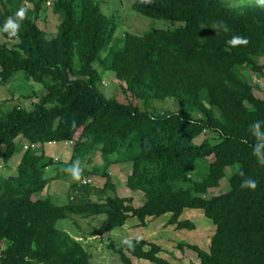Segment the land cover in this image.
I'll use <instances>...</instances> for the list:
<instances>
[{
    "label": "trees",
    "instance_id": "obj_1",
    "mask_svg": "<svg viewBox=\"0 0 264 264\" xmlns=\"http://www.w3.org/2000/svg\"><path fill=\"white\" fill-rule=\"evenodd\" d=\"M45 4L59 20L51 37L37 23ZM102 7L99 0H0V84L22 72L23 79L42 86L40 94H28L36 98L30 107L14 104L0 115L4 166L22 151L16 169L0 174V264H91L82 243L87 237H102L129 218L144 226L147 217L164 214L168 224L193 229L191 220L179 219L185 208L201 209L215 226L207 250L177 243L196 251V264H264V165L257 162L264 160V96L254 94L256 84L244 72L264 83L259 61L264 60V6L239 0H131L133 11L171 27L125 32L105 56L100 52L116 23ZM21 8L25 18L18 21L17 35L9 36L4 25ZM235 36L248 43L230 46ZM94 63L113 72L127 99L103 93ZM165 98L179 109L157 112L149 105ZM205 130L217 141L193 143ZM64 141L71 144L68 162L42 151L45 143ZM25 143L37 147L24 148ZM97 155L102 167L82 166ZM198 161L205 162L203 170ZM126 163L131 169L125 185L143 194L140 206L117 194L108 172L111 165ZM52 165L54 178L64 180L72 167L81 168L80 179H70L64 204L40 195L48 182L45 169ZM225 176L227 191L203 196ZM249 177L257 181L255 190L240 187ZM99 215L104 217L97 224L74 234L55 225L63 218L77 225L78 218ZM127 240L133 247L108 245L120 264H135L131 256L172 264L159 256V244Z\"/></svg>",
    "mask_w": 264,
    "mask_h": 264
},
{
    "label": "rangeland",
    "instance_id": "obj_2",
    "mask_svg": "<svg viewBox=\"0 0 264 264\" xmlns=\"http://www.w3.org/2000/svg\"><path fill=\"white\" fill-rule=\"evenodd\" d=\"M102 3V10L109 14H114V20L116 23V30L113 34L111 42L103 49L100 54L105 56L109 51L113 50L119 45V39L125 32L142 34L144 31L150 28H168L171 27L169 21L163 19H154L150 17L143 16L131 9V0H99ZM241 2H255L256 0H239ZM232 2V1H231ZM46 6L41 10L37 23L39 27L45 31L47 37H51L56 32V26L58 24V18L54 15L50 4H45ZM4 41V38L0 34V42ZM12 44L13 42H9ZM260 63H264L263 59L259 60ZM94 67L99 71L101 84L100 89L104 94L110 96H116L120 100L127 99L125 93L121 90V86L118 80L115 78L113 72L109 70H103L100 66L94 63ZM249 76L250 83L256 84L253 88V92L257 97L264 96V83L259 80L250 71H244ZM247 77V76H246ZM23 73L17 72L6 84H0V115L6 112L14 104H19L20 106L26 107L25 102H28V107H30L31 100H36V98H31L27 100L25 97L28 94H32L33 91L36 95L40 94L42 91L41 84L33 81H26L23 79ZM248 79V77H247ZM26 95V96H25ZM4 98H8V101L4 102ZM139 106H145L141 101L138 102ZM149 105L157 111L163 112L165 110H178L179 105L171 98L165 99H155L149 102ZM140 106V107H141ZM144 109L143 107H141ZM203 139H209L212 142L217 141V135L209 130H205L200 135L195 137L192 142L199 144ZM92 164L102 167V162L99 156L93 157ZM129 163L119 164L116 169L115 184L117 186V192L123 193L125 189L126 194L132 195L133 206H140L144 202V196L139 191L130 190L125 182L122 183L121 180L127 177V172L131 169ZM204 161H198L196 167L203 170ZM54 168L52 165L51 168ZM48 168V167H47ZM75 170L74 167L70 169L71 173ZM130 172V171H129ZM48 176V175H47ZM72 179V174L64 180H52L51 190L47 193H42L41 197H49L55 204H64L67 201L66 193L69 192L70 184ZM99 183L101 179L98 177ZM66 181V182H64ZM228 178L225 176L219 181V186L216 188H210L208 192L203 195L204 197H211L213 195H218L219 193L228 190ZM58 189V190H57ZM52 191H60L59 197L55 199L56 195L52 194ZM55 193V192H53ZM92 199L97 200L96 196H92ZM199 210V211H196ZM191 210L190 208H185L182 212L181 219H188L194 223L193 229L188 228H177L176 224H168V214L161 215L156 218L147 217L146 224L140 226L138 220L133 217L127 220V223L121 228H114L108 233L103 234L100 238L87 237L82 241L86 250L91 254L90 262L91 264H120V259L118 255L110 248L108 245L110 241L114 244L120 245L122 241L127 238H142L148 241L159 244L162 248V252L158 253L159 256L164 257L172 264H196L198 263V257L195 250L189 248L188 246L179 249L177 243L179 241H185L191 243V245H197L198 247L207 250L209 246V240L214 232L215 226L210 219L204 216L201 209ZM104 215H99L97 217H91L89 219H77V225L72 223L69 218H63L56 221L55 225L61 230H66L68 233L74 234L75 230L85 229L88 230L91 226L97 224L99 219H103ZM135 264H154L148 260L138 259L136 257H131Z\"/></svg>",
    "mask_w": 264,
    "mask_h": 264
},
{
    "label": "crops",
    "instance_id": "obj_3",
    "mask_svg": "<svg viewBox=\"0 0 264 264\" xmlns=\"http://www.w3.org/2000/svg\"><path fill=\"white\" fill-rule=\"evenodd\" d=\"M25 98L27 100H29V99L31 100V98L29 96H26ZM4 99H6V98H4ZM32 101L33 100H31L30 103ZM27 104H28V102H25L26 107H28ZM16 140L19 143H22L23 142V139H21L20 137H17ZM3 151H4V146H0V174L1 175H6L9 172L12 173L16 169V167H17V165L19 163L20 157L22 155V151H19V152L14 153L13 156L10 158V160L7 162V164L5 166H4L3 161H2V152ZM42 151L44 152L45 155H48V156L52 157L53 159L58 160V161H62V162H68L69 159H70V157H71V153H72L71 144L68 141H64V142H48V143H45L43 145V147H42ZM118 165L119 164H113V165H111L108 168V172L111 175V178H112V181L114 182V184L116 182L115 181V176H116V169H117V166ZM82 166H84L87 170L90 171L96 165L92 164L91 162H89V163L86 162ZM129 171L127 172V174L129 173ZM55 174H56L55 166H54V168L53 167L51 168V166H49L48 168L45 169L44 177L45 178H48V182H47L44 190L41 192V194L43 192L44 193H47V192H49V190H51V186L53 185L51 183L52 180H56V181L59 180V179L54 178V175ZM125 180H126V178H124L123 180H121L122 183L125 182ZM64 182H66V181H64ZM115 187H116V192H117V186H116V184H115ZM123 190H124L123 191L124 194H120L118 192H117V194L119 196H121V197H132V195L125 193V189H123ZM53 192H55V193H53ZM52 194L53 195H56L55 196V199H56L57 197H59L60 191H58V192L52 191ZM190 209L191 210H196V209H192V208H190ZM196 211H199V210H196ZM181 215L179 216V219H181L180 218ZM126 223H127V221L125 222V224ZM131 257H133V256H131ZM131 260H132V258H131ZM132 262H134V261L132 260Z\"/></svg>",
    "mask_w": 264,
    "mask_h": 264
},
{
    "label": "clouds",
    "instance_id": "obj_4",
    "mask_svg": "<svg viewBox=\"0 0 264 264\" xmlns=\"http://www.w3.org/2000/svg\"><path fill=\"white\" fill-rule=\"evenodd\" d=\"M256 3L260 6H264V0H256ZM25 18V9L21 8L16 14H15V18L13 17H8L5 25H4V29L3 31L8 32L9 36H16L18 31H19V23L18 21H22ZM217 25H214V27H216ZM227 26H225V31H227ZM230 46H237V45H241L244 44L246 45L248 43L247 38H242L239 36H235L233 37L231 40L228 41ZM258 123L259 121H255L253 122V127L257 128L258 130ZM257 149L253 148L252 154L253 155H257ZM257 162L261 165H264V160H260L258 159ZM241 176L244 175L243 171H240L239 173ZM80 170L79 169H75L72 172V178L74 180H79L80 179ZM241 188H248L250 190H255L257 188V181L251 179L250 177L248 179H245L241 185ZM122 243L128 245L129 247H133L132 242L130 240L125 239L124 241H122Z\"/></svg>",
    "mask_w": 264,
    "mask_h": 264
},
{
    "label": "built area",
    "instance_id": "obj_5",
    "mask_svg": "<svg viewBox=\"0 0 264 264\" xmlns=\"http://www.w3.org/2000/svg\"><path fill=\"white\" fill-rule=\"evenodd\" d=\"M28 145H29L28 143H25L23 147L26 148V147H28ZM29 146H30V148H36L37 144L31 143ZM95 238H100V236L96 235Z\"/></svg>",
    "mask_w": 264,
    "mask_h": 264
}]
</instances>
